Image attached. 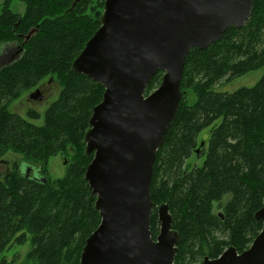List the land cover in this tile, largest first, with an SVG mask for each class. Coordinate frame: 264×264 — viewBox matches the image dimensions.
I'll return each instance as SVG.
<instances>
[{
	"label": "trees",
	"instance_id": "1",
	"mask_svg": "<svg viewBox=\"0 0 264 264\" xmlns=\"http://www.w3.org/2000/svg\"><path fill=\"white\" fill-rule=\"evenodd\" d=\"M11 1L1 6L0 45L17 42L23 52L0 68V159L18 154L19 163L46 173L50 157H70L61 178L35 181L18 166L0 177V255L28 241L31 264H78L86 238L100 221L84 179L92 155L85 154L83 136L104 88L71 65L100 26L104 0H80L73 8L74 0H18L23 14L11 10ZM31 29L36 31L23 43ZM259 69L263 73L251 87L230 93L214 89L222 80ZM162 75L157 71L150 79L146 95ZM47 76L56 77L61 90L42 127L7 110ZM180 90L177 112L153 164L149 224L154 238L157 207L168 203L172 229L180 235L174 264H200L229 246L238 253L247 249L262 226L253 215L264 205V0H253L242 27L230 26L219 41L190 50ZM79 106L88 113L80 116ZM27 115L39 117L35 111ZM210 126L205 149L198 153L197 137ZM194 152L202 159L199 165L187 162ZM0 264L12 262L1 257Z\"/></svg>",
	"mask_w": 264,
	"mask_h": 264
},
{
	"label": "water",
	"instance_id": "2",
	"mask_svg": "<svg viewBox=\"0 0 264 264\" xmlns=\"http://www.w3.org/2000/svg\"><path fill=\"white\" fill-rule=\"evenodd\" d=\"M252 4L105 0L100 26L71 65L104 88L84 136L85 154L93 156L84 179L100 221L86 238L78 264H174L180 235L172 229L168 203L157 207L155 238L150 232L156 152L177 112L186 56L192 48L203 50L219 41L230 26L242 27ZM22 52L18 46L11 57ZM157 71L163 72L161 81L146 95ZM253 217L262 226L247 249L238 253L229 246L216 258L205 256L201 264H264V205Z\"/></svg>",
	"mask_w": 264,
	"mask_h": 264
},
{
	"label": "rangeland",
	"instance_id": "3",
	"mask_svg": "<svg viewBox=\"0 0 264 264\" xmlns=\"http://www.w3.org/2000/svg\"><path fill=\"white\" fill-rule=\"evenodd\" d=\"M94 1L97 2V0H94ZM3 2H4V0H0V10H1V6L3 5ZM104 2H105V0H104ZM10 8L15 13L23 14L25 6L22 2H19L18 0H12L11 4H10ZM103 10H104V7L101 9L102 13H103ZM101 16H102V14H101ZM8 47H9L8 55H3L2 52L5 49H3V51H2V49H0V67L4 66L5 64H9L10 62L14 61L18 57V55L15 57L10 56V53L15 52L17 50L16 45L10 44V45H8ZM262 73H263V69H259L256 71L248 72V73H246L240 77L233 79L230 82H225V80H222L217 85H215L214 89L221 91V92L230 93V92H233L240 87H251L258 81V79L261 77ZM50 78H52V77L47 76L38 82L40 84H43L46 88L51 89L50 93H52V94L49 97H47L45 100H43L42 102L29 101L28 100V93L30 90H33V88H34V87H31L30 89L20 93L13 101H11L7 106V110L10 113H14V114H17V115L25 118L30 123L35 125V127H42L44 125L43 116H44L46 109H48V107L50 106V104L52 102L57 100V98L59 96V92L61 90V85L58 82L57 78L53 77L52 81H49ZM78 110L81 111L80 116H84L85 114L88 113V112H86L85 108H82V106H79ZM30 111H35L37 114H39V117L37 119L28 118L27 112H30ZM78 113H80V112H78ZM91 113H92V111H91ZM91 113H90V115H91ZM211 127L212 126L202 130L200 132V134L198 135V137H197V144L198 145H197V150H196L198 153L200 152V150L205 149L206 141H207V138L209 136ZM88 129H89V127L84 131V136H85V133ZM84 136H83V142H84L83 148L85 151ZM69 157L70 156L68 155V153H58V154L50 157L48 160V163H47V170H46L45 176H47L50 180H54L56 178H61L67 170ZM2 160L8 161L9 163H12L13 160L20 162L21 158L18 154L8 152L4 156H2ZM65 161H68L67 164H65ZM187 162H189L191 165H194V164L199 165V164H201L202 159L201 158L197 159V153L194 152L190 156V158L187 160ZM6 167H7L6 163L2 162L0 164V176H2L3 173L6 172ZM215 211L217 212V210H215ZM158 228H159V225H158ZM31 246H32L31 243L28 241H24L22 244H15L12 247L8 248L3 253H1L0 258L4 257L7 261H11L12 264H31V262L28 261V259H27L29 251L31 249ZM198 263H199V261H193V262L187 263V264H198ZM201 263H202V261H201ZM62 264H68V263H62Z\"/></svg>",
	"mask_w": 264,
	"mask_h": 264
},
{
	"label": "flooded vegetation",
	"instance_id": "4",
	"mask_svg": "<svg viewBox=\"0 0 264 264\" xmlns=\"http://www.w3.org/2000/svg\"><path fill=\"white\" fill-rule=\"evenodd\" d=\"M24 43V41H23ZM10 44H15L16 47L18 48V46H23V44H19L17 42L15 43H8V44H2L0 45V49H5L2 54L3 55H8V52H9V47L8 45ZM23 48V47H22ZM14 52L10 53V56L13 55ZM7 65V64H5ZM3 67V66H2ZM1 68V67H0ZM53 78V77H52ZM52 78H50L49 81H52ZM51 92V89L50 88H46L43 84H40V83H37L33 90H30L29 93H28V100L29 101H32V102H42L43 100H45L47 97H49L52 93ZM4 162L7 164V167H6V172L3 173L2 176H6L13 168L15 167H19L20 171L22 172V174L27 177V178H30V179H33L35 181H40V182H43V179L47 176L46 173H43L41 172V168L39 169H36L35 167L33 166H30V165H22L21 163L17 162L16 160H13L12 163H9L8 161H4L2 160V158L0 159V164ZM68 161H65V164H67ZM28 169V171H27ZM1 177V176H0Z\"/></svg>",
	"mask_w": 264,
	"mask_h": 264
}]
</instances>
